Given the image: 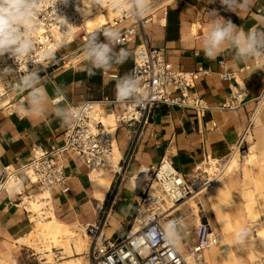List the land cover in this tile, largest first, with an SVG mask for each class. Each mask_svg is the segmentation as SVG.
Instances as JSON below:
<instances>
[{
    "label": "crops",
    "instance_id": "obj_1",
    "mask_svg": "<svg viewBox=\"0 0 264 264\" xmlns=\"http://www.w3.org/2000/svg\"><path fill=\"white\" fill-rule=\"evenodd\" d=\"M163 1H146L159 7L147 27L149 44L163 48L166 60L180 71L209 70L190 90L203 100L205 109L197 112L176 105L155 109L112 207L106 227L112 236L133 221L140 201L137 195L141 196L142 191L132 189L130 178L140 167L152 170L168 158L184 176H191L209 157L226 160L238 144L245 153L252 145L260 153L264 150V100H257L264 92V64L255 65L256 51L264 59V0H173L167 5ZM122 27H107L100 39L89 43L76 34L59 47L46 73L25 85L14 87V72H1L0 85L5 95L0 98V180L5 167L18 169L27 164L34 148L64 144L71 106L102 97L132 96L133 55L140 43L136 38L120 48L115 37ZM224 72L238 74L249 89L248 101L237 110L222 107L230 96L229 83L220 77ZM103 109L118 114L123 106L115 104ZM115 138L123 158L130 144V131L120 127ZM61 160L70 190L63 193L59 187L51 189L59 218L73 222L79 217L84 225L94 223L87 167L71 153L63 154ZM34 191L37 188L24 184L23 194ZM21 197L0 192L2 248L32 226L29 214L18 206ZM108 197L109 193L104 202ZM184 211L187 210L183 208L168 217L182 243L190 240L197 224ZM199 220H204L202 214Z\"/></svg>",
    "mask_w": 264,
    "mask_h": 264
},
{
    "label": "built area",
    "instance_id": "obj_2",
    "mask_svg": "<svg viewBox=\"0 0 264 264\" xmlns=\"http://www.w3.org/2000/svg\"><path fill=\"white\" fill-rule=\"evenodd\" d=\"M83 1L0 0V74L8 69L5 64L8 62L17 76L13 86L25 85L46 73L59 47L70 42L76 34L80 33L83 41L89 43L100 39L107 27L123 26L115 37L120 48H124L132 39L139 38L140 43L133 55L132 96L128 99L102 97L71 106V121L64 132V144L49 149L34 148L32 159L14 169V176L22 189L25 183H31L41 189L59 187L63 193L69 192L68 176L61 157L71 153L89 170L96 165L103 166L113 154L115 137L111 128L107 130L99 120V113L93 112V107L95 104L102 108L120 104L123 111L116 114L114 128L116 132L120 127L127 128L130 131V144L120 161V170L115 172L113 189L107 202L101 206L96 204V220L87 226L91 237L87 264H187L183 252L199 260V264H207L202 254L218 246L224 234L214 228L207 214H203L204 220L194 226L192 237L183 243L184 250L181 252L162 224L166 215L164 203L158 199L155 204L149 201L150 188L142 191L129 230L119 231L115 238H103L102 233L108 225L117 192L129 172L137 145L155 109L161 105H176L203 111V100L191 94L190 90L209 70L180 71L166 60L163 48H154L149 44L147 27L153 22L158 5L125 0V8L119 16L109 19L99 28H90L88 19L81 11ZM50 44L56 47L53 54L47 56ZM255 56V65L262 66V53L256 51ZM220 77L229 83L230 88V96L222 107L237 110L244 106L249 97V89L244 81L236 73L224 72ZM4 95L5 92L0 90V98ZM257 100L259 103L264 100V92ZM10 167L4 168L0 192L9 193L6 182ZM150 174L174 204L200 191L211 178L197 169L191 176H184L167 158H163L157 168L150 169ZM136 225L138 230L134 232ZM249 264H264V257L259 262Z\"/></svg>",
    "mask_w": 264,
    "mask_h": 264
},
{
    "label": "bare ground",
    "instance_id": "obj_3",
    "mask_svg": "<svg viewBox=\"0 0 264 264\" xmlns=\"http://www.w3.org/2000/svg\"><path fill=\"white\" fill-rule=\"evenodd\" d=\"M146 1L149 0H140L141 3H146ZM171 1L173 0H164L162 3L167 5ZM124 8L125 0H84L81 11L88 19L87 25L90 28H99L101 25L107 24L109 19L112 20L119 16ZM55 47L56 45L50 44L47 56L53 54ZM0 90L2 93L4 92L2 85H0ZM93 112L99 113V120L107 130L111 128L115 137L116 113H107L98 104L93 107ZM256 122L259 123L258 120ZM122 156L120 144L114 138L112 156L103 166L96 165L88 170L87 181L92 194L91 204L94 212L96 204L101 206L104 203L115 172L120 170L119 164ZM14 169L10 167L6 188L11 196L21 194V202L18 206L29 214L32 226L26 234L4 243L3 248L0 247V264H20L22 251L26 249L34 252V255H40L41 264H87V253L91 245L87 226L91 223L84 225L79 217L73 222L60 219L55 207V200L49 189H41L29 183L28 185L37 188V191L23 194L22 186L14 176ZM196 169L204 174H209L210 182L200 191L178 204H174L165 195L161 185L153 180L150 168L146 166L140 167L131 176L130 185L135 191H144L150 188L149 201L155 204L158 199L159 202L164 203L166 215L162 224L181 252L184 250V245L168 217L187 207L186 209L191 210L196 223H199L197 201L209 202L214 207H211L212 217H208L214 222V228L225 234L218 246L202 254L206 263L244 264L246 260L250 263L259 262L260 258L264 257V194L260 195L259 198L262 200L259 202L253 191L237 186L238 178H240L237 173H241V178H244L247 184L252 183L258 186L257 184L261 181L257 180L256 173H260L264 177V150L260 153L257 147L252 145L247 153L242 154L240 144H238L234 146L226 160L209 157ZM120 191L119 189L117 194ZM137 198L141 200L140 195H137ZM231 207H235V220H232L228 213ZM111 224L114 225L115 221L111 220ZM136 230H138L137 225L134 227V232ZM102 236L111 238L112 231L105 228ZM56 251L60 252L61 257L57 258ZM183 257L187 264H199L200 262L189 253L183 252Z\"/></svg>",
    "mask_w": 264,
    "mask_h": 264
},
{
    "label": "rangeland",
    "instance_id": "obj_4",
    "mask_svg": "<svg viewBox=\"0 0 264 264\" xmlns=\"http://www.w3.org/2000/svg\"><path fill=\"white\" fill-rule=\"evenodd\" d=\"M5 64H6L7 68H8L7 70L10 71L11 68L9 67L8 62L5 63ZM244 151L245 150H242L241 153L245 154ZM237 174L240 177V178H238V183H237L238 185L237 186H242L244 190L253 191L256 194V197H257L258 201L261 202L262 199L259 198V197H260L261 194H264V177L260 173H256V177H258L257 180L261 181L260 183L257 184L258 186H256V185H254L252 183L250 185L247 184L246 181H244V178L243 179L241 178V176H240L241 173L240 172L237 173ZM197 204L199 206V214H202V215L203 214H207V216H209L210 218L212 217V215H211V212H212L211 211V207H214V205H212V203L197 201ZM137 207H138V204H137ZM202 208L204 209V211H203ZM186 210L188 211V213H187L188 216L191 217L192 216L191 215L192 214L191 210L190 209H186ZM187 211H184V212H187ZM228 213L231 215L232 220H235V216H236L235 207H231L228 210ZM130 223H131V221H130ZM212 223L214 225V222H212ZM130 227H131V224H129L127 227H124L123 231H127V229H130ZM177 229H178V226H177ZM222 233L225 234L224 232H222ZM117 234L114 235V238L117 236ZM56 253H57V258L61 257V254H60L59 251H56ZM39 256L40 255H34V252L26 249V250L22 251V255L20 257V262L19 263L20 264H41V262L39 261ZM259 256H263V255H259ZM249 263H250V261L246 260L244 264H249Z\"/></svg>",
    "mask_w": 264,
    "mask_h": 264
}]
</instances>
